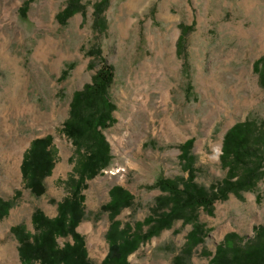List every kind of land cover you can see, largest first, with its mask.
<instances>
[{"label": "rangeland", "instance_id": "rangeland-1", "mask_svg": "<svg viewBox=\"0 0 264 264\" xmlns=\"http://www.w3.org/2000/svg\"><path fill=\"white\" fill-rule=\"evenodd\" d=\"M65 2L0 0V201L9 206L0 217V264H20L18 234L33 236L34 212L53 219L68 195L77 155L61 130L73 94L92 82L100 58L113 70L114 121L102 131L111 160L83 182L84 219L75 228L92 264L107 255L111 222L140 234L152 226L146 221L161 214L162 195L153 184L187 176L182 145L191 141L194 181L209 191L226 176L220 156L227 131L248 119L264 124L254 68L264 56V0H82L84 14L60 25ZM45 138L52 165L37 197L26 189L21 165L31 143ZM114 186L132 200L109 221L102 207ZM193 214L201 227L195 239L188 240L193 226L175 219L127 262L172 264L182 255L186 264H209L227 235L234 249L246 251L252 240L253 249L255 229L264 228V178ZM196 239L202 241L191 248ZM65 242L57 239L60 247Z\"/></svg>", "mask_w": 264, "mask_h": 264}, {"label": "trees", "instance_id": "trees-1", "mask_svg": "<svg viewBox=\"0 0 264 264\" xmlns=\"http://www.w3.org/2000/svg\"><path fill=\"white\" fill-rule=\"evenodd\" d=\"M82 0H66L62 11L56 15L60 25L77 13L84 14ZM101 9L96 7L94 16H99ZM22 9L21 15L23 16ZM186 27H181L177 42L182 48ZM100 53V52H99ZM98 55V52H97ZM99 57V56H98ZM100 68L89 85L76 91L69 104L68 118L63 124L62 134L74 147L77 162L75 175L68 183V195L58 205L57 215L48 219L40 211H35L33 224L35 234H18L20 264H92L88 259L84 240L75 228L84 219L80 192L84 181L94 178L110 166V149L102 131L113 124L114 105L109 98L113 84V70L100 58ZM258 74L259 86L264 90V56L254 64ZM259 130V131H257ZM191 141L180 147V162L186 171V178L172 180L158 178L153 184L162 195L156 199V220L149 218L146 223H153L145 234L133 232L129 227H120L119 223L111 222L106 240L108 252L102 264H129L127 256L134 252L140 243L158 234L170 221L183 219L193 226L189 239L193 240L201 233L199 225L194 221L199 209L208 210L217 200H223L229 193L239 195L255 188L257 182L264 178V124L257 128L256 122L246 120L236 123L225 134L222 144L220 163L226 169V176L218 184L207 191L194 181L193 157L189 155ZM49 138L34 140L22 161V179L34 196L44 194L42 180L51 169V158L46 148ZM164 195V196H163ZM110 201L102 207L108 213L109 221L118 215L122 208L129 207L132 196L120 186H114L109 192ZM8 205L0 201V217L5 215ZM155 210V209H154ZM187 213V214H177ZM184 215V216H182ZM256 239L260 241L246 251L243 247L233 248L230 244L231 235L216 247L209 264H264V228L255 229ZM65 239L61 247L57 239ZM70 239V241H68ZM255 240V239H254ZM202 240L196 239L191 248ZM234 251L232 258L226 256ZM244 255L241 259L239 257ZM172 264H186L182 255H177Z\"/></svg>", "mask_w": 264, "mask_h": 264}]
</instances>
